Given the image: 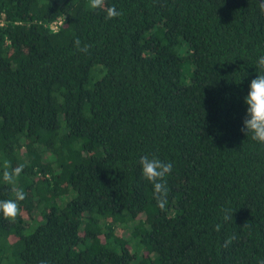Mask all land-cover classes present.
I'll return each mask as SVG.
<instances>
[{"label": "trees", "instance_id": "obj_1", "mask_svg": "<svg viewBox=\"0 0 264 264\" xmlns=\"http://www.w3.org/2000/svg\"><path fill=\"white\" fill-rule=\"evenodd\" d=\"M259 3L106 0L109 20L88 0H0V200L26 193L0 214V264L264 261V144L241 131ZM145 155L172 164L166 210ZM5 159L25 165L15 185Z\"/></svg>", "mask_w": 264, "mask_h": 264}, {"label": "clouds", "instance_id": "obj_2", "mask_svg": "<svg viewBox=\"0 0 264 264\" xmlns=\"http://www.w3.org/2000/svg\"><path fill=\"white\" fill-rule=\"evenodd\" d=\"M88 7L90 10H104L106 11V19H114L122 15L115 6H106V0H88ZM258 7L262 14H264V3H259ZM74 46L77 51L87 53L88 46H81L79 38L74 40ZM247 107L246 116L243 120L242 132L246 136H251V139L264 144V55L257 60V75L251 80L249 85V92L244 98ZM142 169V175L153 186V196L156 200L157 206L163 211L168 206L169 189L166 178L172 172V164L166 163L159 158L147 155L142 156L139 161ZM25 165L12 167L11 162L5 159L2 165V179L6 184L15 185ZM15 199L0 200V214L9 222H15L21 213L19 206L20 201L26 199V193L23 189H14ZM223 219L225 222L233 219V212L230 208L223 209ZM221 225L215 226V231L219 232ZM237 237L232 235L224 242V247L232 244ZM43 264V262H42ZM264 264V261L261 262Z\"/></svg>", "mask_w": 264, "mask_h": 264}, {"label": "built area", "instance_id": "obj_3", "mask_svg": "<svg viewBox=\"0 0 264 264\" xmlns=\"http://www.w3.org/2000/svg\"><path fill=\"white\" fill-rule=\"evenodd\" d=\"M61 23H62V18H57L56 20L52 21V22L49 24V28H50L52 31H57Z\"/></svg>", "mask_w": 264, "mask_h": 264}]
</instances>
